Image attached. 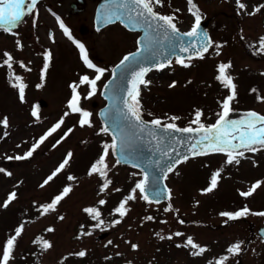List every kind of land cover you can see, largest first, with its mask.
<instances>
[{"label": "rangeland", "instance_id": "374dc122", "mask_svg": "<svg viewBox=\"0 0 264 264\" xmlns=\"http://www.w3.org/2000/svg\"><path fill=\"white\" fill-rule=\"evenodd\" d=\"M195 1L201 9L202 20L209 21L213 40L222 42L219 54L211 48L204 59L192 60L191 66L184 67L174 62L164 71L151 74L147 78L151 83L147 88H141L147 119L152 118L149 112L160 117L176 115L180 117L176 123L185 126L193 119L194 109L200 107L204 110L202 119L214 122L219 110L218 100L228 92L214 79L216 67L219 62L228 61H231L228 71L237 84L238 92L232 106L264 114V100L256 99L257 96H264V51L256 54L258 59L248 53L251 48L259 50L258 40L264 35V9L251 16L247 14L253 5L264 4V0H244L246 10H238L235 0ZM96 3L97 0H84L83 3L77 0H38L35 26L33 17L26 16L24 22L13 29L19 33L24 45L22 49L16 47L17 37L0 28V60L5 50L10 51L16 61L22 60L24 67L16 63L13 70L27 84L22 102L18 89L8 81L7 66L0 63V118L7 116L9 120L7 128L0 124V167L12 173L11 176L0 173V205L9 192L17 193L16 199L7 208L0 207V242L19 223L24 224L12 264H125L126 260L133 264H215L220 255L226 254L228 245L236 240L245 242L242 245L244 251L235 256L229 255V264H236L239 259L245 264H264V242L258 235L264 216L250 213L247 217L227 223H223L227 218L219 216L221 211L245 205L253 212L264 211V150L246 152L239 165H226L223 154L189 158L168 177L174 197L172 203L178 212H166L167 204L146 205L141 200L129 201L131 210L119 224L111 227L101 225L100 228L90 227L96 221L82 209L95 205L101 209L105 221H111L116 217L112 210L139 177L130 175L138 170L117 165L109 172L113 183L101 193L99 185L102 180L95 174H87L101 151L100 141L110 140L109 136L96 131L101 126L97 118L100 106L95 108L92 104H102L99 92L85 102L94 113V128L80 127L76 124L78 114H70L64 118L60 128L39 144L31 157L23 160L5 158L23 155L51 128L66 110L65 102L70 95L68 85L85 71L91 74V70L86 69L77 56L73 40L63 34L53 12L59 13L78 40L91 46L100 60L94 62L98 66L110 70L125 53L135 49V34L121 26L100 32L94 28L92 16ZM75 4L77 8L74 11ZM176 8L180 9L175 13L178 25L188 31L194 17L187 12L186 0H164L163 7L157 6L158 11L165 14L174 12ZM253 41L257 43L253 44ZM47 50L55 56L41 82L43 52ZM109 76L110 71L102 79ZM173 81H176L174 86ZM38 83L40 88L36 87ZM253 87L256 92H250ZM39 100H45L46 106L39 109ZM34 109L36 116L32 115ZM73 125H76L73 131L60 140L64 131ZM5 132L8 133L6 136ZM57 140H60L59 144H56ZM53 144L56 146L53 147ZM69 151L73 153L69 164L52 181L41 186ZM221 167L223 171L218 187L210 193L201 194L199 189L207 186L212 171ZM69 175L76 179L69 180ZM256 180H261L262 184L253 194L247 198L240 196L238 190H248ZM68 185H71V191L60 201L56 211L43 213L39 204L49 203ZM113 188L120 191H113ZM101 198L106 200L105 205L97 204ZM148 214L155 216L156 220L141 223L142 217ZM177 216L185 221L183 225L178 222ZM164 220L167 223H163ZM49 226L54 230L45 231ZM88 231L91 234L85 235ZM176 231L184 235L167 239L169 233ZM105 232L108 236L99 239L98 236ZM156 232H160L165 239H159ZM37 235L49 239L53 247L42 252L38 245L32 243ZM188 235L193 237L194 242L207 245L202 255L192 256L190 246H183ZM129 242L138 243L139 249L133 250ZM177 242L182 246L177 247ZM80 250L86 252L84 257L70 255ZM117 252L121 255L116 256Z\"/></svg>", "mask_w": 264, "mask_h": 264}, {"label": "snow or ice", "instance_id": "6c2138e0", "mask_svg": "<svg viewBox=\"0 0 264 264\" xmlns=\"http://www.w3.org/2000/svg\"><path fill=\"white\" fill-rule=\"evenodd\" d=\"M186 3L187 12L191 13L194 19L191 28L186 32H182L176 22L177 16L175 13L180 12L179 8L167 14L157 10V6L163 7L164 0H102L95 14L97 31L101 30V26L116 22L130 31L138 30L134 41L135 50L125 53L110 70L95 64L90 59L85 45L80 40L74 39L64 21L56 13H52L59 23V27L63 30V34L73 40V43L79 49V57L85 68L91 70V74L85 71L79 74L77 80H73L68 85L70 95L65 102L66 110L51 128L41 135L36 142L32 143L23 155L6 156L5 158L8 160H23L31 157L39 144L51 132L60 128L64 118L70 114H78L76 124L80 127L94 128V113L86 107L85 102L99 92V95L107 100L108 104L99 112L102 124L96 131L98 134L103 133L110 136V140L100 141L101 151L91 163L87 174L89 176L95 174L102 180L99 185L101 193L108 190L113 183L109 172L117 165L128 164L138 169V172H132L130 175L139 178L134 180L127 194L121 198L118 206L112 210L118 214V217H114L111 221L106 222L101 209L95 205L82 209L93 221H96L90 226L91 228H100L101 225L111 227L119 224L131 210L129 201L141 200L146 205H160L162 200H166L168 203L164 210L166 212H178L179 210L174 209L172 203V189L166 183L162 185L161 181L166 179L168 173L173 172L181 162H187L190 156L206 157L210 154H223L226 165H239L246 152L256 153L264 150V114L253 109L239 110L232 106L238 92L237 84L228 71L231 68V61L219 62L216 67L214 79L228 92L227 95L218 100L219 110L216 113L214 122L206 123L202 119L204 110L200 107L194 109V118L183 127L176 123L180 119L176 115L160 117L153 116L149 112L148 115L152 118H144L141 86L147 88L151 83L149 79H146L151 68L162 69L166 64H171V56H175L177 64L188 67L191 66L193 58L204 59L210 48L213 49L215 54H219L222 42L214 41L207 31L202 29L203 15L198 4L195 3V0H186ZM235 4L238 10L247 9L244 0H235ZM261 9H264V4L253 5L252 10L247 14L251 16L261 12ZM37 15L38 0H0V28L17 37L15 44L19 49H22L24 45L19 38V33L13 31V29L23 23L26 16L33 17V26H35ZM252 43L257 42L253 41ZM258 44L259 50L264 51V35L259 37ZM2 56L3 59L0 60V63L7 66L8 81L12 87L18 89L19 99L23 102L27 84L21 75L14 72L13 65L19 63L21 67H24V62L22 60L16 61L8 50H5ZM51 59V51H44L43 66L40 69L41 82L45 79ZM109 71L110 76L102 79L105 77V73ZM175 83L176 81H173L172 85L174 86ZM36 87L40 88L41 84H36ZM82 87L83 91H81ZM250 91L256 92L257 89L253 87ZM256 99L264 100V96H257ZM237 113L239 114L236 115ZM32 115H37L35 109ZM0 124L7 128L9 126L8 117L0 118ZM75 126L68 127L60 140L71 133ZM7 134V132L4 133L5 136ZM60 140H57L56 144H59ZM52 146L55 147L56 145L53 144ZM145 148L150 149L151 154L145 153ZM157 153L159 159H154L153 157ZM72 156L73 153L69 151L59 165L46 177L41 186L52 181L69 164ZM110 157L113 159H110ZM222 171V167L212 171L207 186L199 189L201 194L210 193L218 187ZM0 173L12 175L10 171H6L3 167H0ZM68 179L75 180L76 177L69 175ZM261 184V180H256L248 190H238L240 196L249 197ZM112 190L120 191L119 188H113ZM70 191L71 185L65 186L49 203L39 204V208L43 213L56 211L57 205ZM16 197V191L9 192L0 207L7 208ZM33 203L35 204V201ZM196 203H199V201H196ZM97 204L105 205L106 200L101 198L97 201ZM250 213L264 216V211L253 212L247 205L237 210L221 211L219 216L227 218L223 221V223H227L230 220L247 217ZM58 218L63 219L62 216ZM176 218L181 225L185 223L179 216ZM154 220H156V217L148 214L142 217L141 223ZM162 222L167 223L166 220ZM81 228L83 229V225H81ZM23 230L24 224L19 223L14 231L7 235L3 242H0V264H12L15 249L18 247ZM53 230L51 226L45 229L49 232ZM84 234L90 235L91 231ZM155 235L161 240L165 239V236L161 235L160 232H156ZM183 235L184 233L181 231H176L169 233L167 239L171 240L173 236L181 237ZM261 235L264 238V229H261ZM32 243L38 245L42 252L53 247L49 239L40 235H37ZM108 243L111 244L112 241L109 240ZM129 243L133 250H138L140 247L138 243ZM244 243L242 240L230 243L226 249V254L220 255L215 260V264H229V255L235 256L244 251V248H242ZM176 246L181 247L182 244L177 242ZM183 246H190L192 256L202 255L207 250V245L194 242L191 235L187 236ZM253 251L255 250L253 249ZM70 255L84 257L86 252L80 250ZM115 255L120 256L121 253L117 252ZM125 264H133V262L126 260Z\"/></svg>", "mask_w": 264, "mask_h": 264}, {"label": "water", "instance_id": "95a60500", "mask_svg": "<svg viewBox=\"0 0 264 264\" xmlns=\"http://www.w3.org/2000/svg\"><path fill=\"white\" fill-rule=\"evenodd\" d=\"M181 135H182V134H181ZM144 152L150 154L151 150L145 148V149H144ZM153 158H154V159H159V154L157 153L156 156H154ZM150 171H152V169H150ZM161 184H162V185L165 184L164 180L161 181Z\"/></svg>", "mask_w": 264, "mask_h": 264}]
</instances>
